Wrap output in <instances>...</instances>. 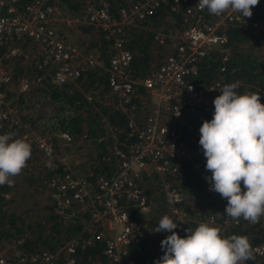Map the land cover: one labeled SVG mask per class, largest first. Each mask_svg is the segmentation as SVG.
<instances>
[{
  "label": "built area",
  "instance_id": "1",
  "mask_svg": "<svg viewBox=\"0 0 264 264\" xmlns=\"http://www.w3.org/2000/svg\"><path fill=\"white\" fill-rule=\"evenodd\" d=\"M159 1L133 0L128 6L120 7L114 17L107 0H81L78 12L60 8L55 0L24 3L0 0V122L10 131H19L20 138L35 147L54 167L61 165V172L49 177V198L56 220L66 221L85 214L80 229L63 239L54 251L49 248L24 251L18 246L21 238L13 243L0 239V264H73L75 248H82L94 239L102 241L100 252L112 264H151L149 259L136 262L128 249L132 240L145 236V225L133 220L126 210L128 203L139 211L148 209L150 200L138 181L143 172L158 177L167 215L177 224L174 230L180 237L187 235L186 229L192 231L201 222L216 223L221 235L230 236L228 231L236 221L226 214L217 219L218 215L214 214L202 216L199 209L186 210L179 193L164 177L187 162L205 189L226 205V199L210 190L206 179L211 172L205 167L199 129L203 121L212 119L213 100L220 95L219 88L227 83L221 75L201 85L194 84L190 77L196 74L198 60L214 48L219 61H224L229 25L247 30L256 28L258 22L253 15L240 18L232 11L213 15L207 9L199 10L196 7L199 0H170L171 9L181 17L182 28L170 34L174 38L172 49L139 79L128 70L131 53L124 46L122 25L131 17L140 19L151 14ZM79 24L101 30L108 47L105 57L68 37L67 28L70 30ZM163 34L155 33L154 38L161 42ZM15 60L24 66L29 61L33 73L20 76L16 85L9 88L10 65ZM91 67L106 71L109 91L125 115V135L121 138L115 132L116 127L111 128L109 153L101 155L103 160L111 157L114 160L115 170L110 176L96 173L86 177L71 169L65 161L66 151L58 149L71 143L70 133L35 131L21 117L13 96L8 93V90L27 91L31 80L45 79L54 84L71 82ZM219 68L222 70V64ZM138 86L142 87L145 98L141 101L145 111L140 121L131 105ZM241 189L244 190L243 184ZM255 224L264 236V216ZM252 250L255 255L264 254V237L252 245Z\"/></svg>",
  "mask_w": 264,
  "mask_h": 264
},
{
  "label": "trees",
  "instance_id": "2",
  "mask_svg": "<svg viewBox=\"0 0 264 264\" xmlns=\"http://www.w3.org/2000/svg\"><path fill=\"white\" fill-rule=\"evenodd\" d=\"M26 1L21 0V3ZM107 1L111 14L117 17L118 9L128 6L133 0ZM55 2L60 8H67L70 12H78L81 8V0H55ZM252 15L258 22V26L254 29L241 30L232 25L227 27L225 59L222 63L215 48L198 60L196 74L190 77L194 84L201 85L213 76L221 75L227 84L236 85L237 94L257 93L260 102L264 104V52L261 45L264 42V0H259V3L253 7ZM79 26L82 33H91L86 38L88 39L85 43L86 48L105 57L108 54V47L101 30L88 24H79ZM181 28V17L171 9L170 0H160L151 14L140 19L131 17L128 23H124L122 25L124 46L131 53L129 73L139 79L144 77L172 49L174 38L170 34L178 32ZM158 32L164 33L161 42L154 38L155 33ZM27 63L29 65L24 66L21 61L15 60L10 65L9 88L16 85L20 76L33 73L30 70L31 63L29 61ZM221 64L222 70L219 68ZM106 78L107 73L102 67H91L82 71L71 82L54 84L45 79L31 80L25 92L8 90L21 117L35 131L52 134L65 130L70 133L71 143L64 144L58 149L71 154L69 167L86 177H92L96 173L110 176L114 172L113 158L103 160L101 155L109 153L111 128L116 127L115 132L119 137L125 135L123 131L125 115L116 106ZM86 95L90 98L87 99ZM142 99H145L144 92L142 87L138 86L131 105L136 110L139 121L145 111V107L141 105ZM45 103H50L53 107L49 114L41 110V106ZM5 133L12 134L13 138H20L19 131H10L3 122H0V134ZM52 136L58 143V139ZM30 146L31 158L17 175L18 178L11 177L13 185L11 187L8 184L0 185V239L13 243L14 240L21 238L22 241L18 246L24 251L43 248L54 251L61 245L63 239L80 229L85 214L83 218L76 217L64 221L56 220L51 210V203L43 205V209L47 210L44 213L40 211L38 215H35L37 213L32 215L30 206L19 210L10 207V203L14 201V193L18 192V186L22 197L46 195L49 198V177L61 172V165L46 166L49 161L45 160L35 147L31 144ZM164 178L177 190L182 206L186 210L191 212L199 209L202 216L214 214L218 215L217 219L225 215L226 205L218 202L216 197L205 189L203 181L187 162H182L176 171L166 174ZM17 179H21L20 183ZM138 179L150 203L145 212L139 211L129 203L126 206L129 216L145 225V236L132 240L128 249L136 262L149 259L151 264H155L163 255L161 240L171 234L165 231H153L159 219L167 215L165 196L159 188V179L155 174L143 172ZM2 193H7L8 196L5 197ZM24 212L27 213L23 215ZM212 225L218 227L216 223ZM174 231L178 234L176 230ZM228 233L230 236L234 234L246 236L251 246L264 237L256 224L243 218L232 225ZM101 246L100 239H94L92 243L82 248L77 246L73 254V264H112L101 254ZM246 264H264V254H253V258L246 260Z\"/></svg>",
  "mask_w": 264,
  "mask_h": 264
},
{
  "label": "clouds",
  "instance_id": "3",
  "mask_svg": "<svg viewBox=\"0 0 264 264\" xmlns=\"http://www.w3.org/2000/svg\"><path fill=\"white\" fill-rule=\"evenodd\" d=\"M258 3L259 0H199L196 7L213 15L232 11L243 18L251 17ZM235 88V84L219 88L220 95L213 100L212 119L200 126L199 144L206 157L205 167L211 172L206 178L210 190L227 201L224 214L237 223L243 218L255 224L264 216V104L259 94H237ZM30 158L29 143L10 133L0 134V185L11 187V177L19 175ZM46 166L51 167V162ZM176 228L168 215L159 219L153 231L171 234L161 240L163 255L155 264H243L253 258L246 236L222 237L218 227L206 222L192 231L186 229L185 237H180Z\"/></svg>",
  "mask_w": 264,
  "mask_h": 264
},
{
  "label": "rangeland",
  "instance_id": "4",
  "mask_svg": "<svg viewBox=\"0 0 264 264\" xmlns=\"http://www.w3.org/2000/svg\"><path fill=\"white\" fill-rule=\"evenodd\" d=\"M62 26L61 29H64V25H60ZM67 35L68 37L77 42L81 47H85L86 48V41L88 39H86L87 37H89V35L91 34L90 32H88L87 34H83L81 32V28L80 26H75L73 28H71L70 30L67 28ZM261 45L263 46L262 51L264 52V42L261 43ZM41 110L43 113L45 114H49L52 112L53 107L50 103H45L41 106ZM74 156V155H73ZM28 173V172H27ZM15 178H18V176H15ZM19 179H17L18 181ZM151 180V179H150ZM21 179L19 180L20 183ZM152 181V180H151ZM18 183V184H19ZM19 187V186H18ZM17 187V191L14 196V201H12L10 203V207L14 208V209H22V208H27L29 207V210L32 212V215H38L40 211H43V213L47 210V209H43V205L45 204H49L50 200L49 198L46 197V195H33L30 198H25L22 197L21 194H19V188ZM27 212H24L23 215H25Z\"/></svg>",
  "mask_w": 264,
  "mask_h": 264
},
{
  "label": "crops",
  "instance_id": "5",
  "mask_svg": "<svg viewBox=\"0 0 264 264\" xmlns=\"http://www.w3.org/2000/svg\"><path fill=\"white\" fill-rule=\"evenodd\" d=\"M83 34H85V33H83ZM71 158H72L71 154L66 153V155H65V161L67 163H69L71 161Z\"/></svg>",
  "mask_w": 264,
  "mask_h": 264
}]
</instances>
